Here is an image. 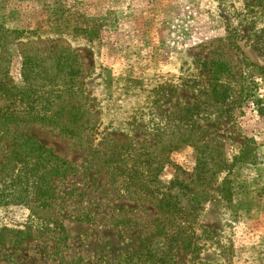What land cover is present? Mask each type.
<instances>
[{"label":"rangeland","instance_id":"374dc122","mask_svg":"<svg viewBox=\"0 0 264 264\" xmlns=\"http://www.w3.org/2000/svg\"><path fill=\"white\" fill-rule=\"evenodd\" d=\"M3 43L0 264H264V0H0Z\"/></svg>","mask_w":264,"mask_h":264},{"label":"trees","instance_id":"16d2710c","mask_svg":"<svg viewBox=\"0 0 264 264\" xmlns=\"http://www.w3.org/2000/svg\"><path fill=\"white\" fill-rule=\"evenodd\" d=\"M0 47H5V44L4 43L0 44ZM8 72L9 71L5 72V76L10 78V73H8ZM0 74H2V73L0 72ZM218 86H223V85L218 84ZM222 88L225 90V93H223L221 96L219 95V98L226 101V99L229 98V94H227V92L229 90L227 89L226 86H223ZM215 95H216V93H215ZM71 111L72 110L70 109V112ZM6 112L7 111L0 113V131L3 128H5V127L9 126L10 124L14 123L15 121H17V119H18L17 117L13 116V113L9 115L10 118L4 119ZM7 119H11V120H7ZM75 123H78V121ZM30 141H31L30 145H28V146L30 147L31 151L37 152L38 157H40L41 159H46L49 156V154L46 155L47 149L40 142H38L36 140H32V139H30ZM194 147L199 148L200 146H199V144L198 145L195 144ZM164 149L165 150H163V153L165 155L175 152L173 149V144H168V146ZM17 152L18 151L15 149L13 151V155H11L8 158V163L6 166H9V168H13L16 166V162L19 159L18 158L15 159L14 154H17ZM48 152H51V151H48ZM19 153H21V152L19 151ZM114 155H115V153L113 152V156ZM56 159H57L56 160L57 162L54 163L55 168H52V169L48 170L47 172L45 171L44 174H42V175H39L37 172V170H38L37 166H39V163H36V164L25 163V164H23L19 174L13 180L12 190L9 191L7 196L13 200H16V201H19V202L24 201L25 202V201H27L25 199H27L28 195L31 193L33 196L35 195V199H34L35 203L40 201L39 202L40 208H43V209L49 208L51 205V202H52L51 199L54 197V190H53L51 178L60 177L63 174L62 167L65 164L64 161H62L58 158H56ZM131 169L132 168H130V166H126L125 177L127 178V180H133ZM48 177H49V179H48ZM36 179L39 182H37L36 184H33ZM132 183H133V181H132ZM34 186H37V188L34 189L33 188ZM169 209L170 210H168V211H171L172 206H170Z\"/></svg>","mask_w":264,"mask_h":264},{"label":"crops","instance_id":"0c3cea01","mask_svg":"<svg viewBox=\"0 0 264 264\" xmlns=\"http://www.w3.org/2000/svg\"><path fill=\"white\" fill-rule=\"evenodd\" d=\"M17 60L21 61V59H18V58L15 56V57L13 58V63H14L15 61H17ZM240 222H242L241 224H242V226L244 227V224L246 223V221L242 220V221H240Z\"/></svg>","mask_w":264,"mask_h":264}]
</instances>
